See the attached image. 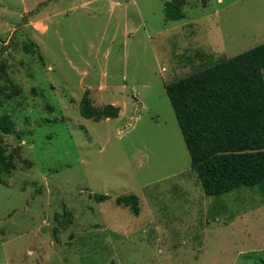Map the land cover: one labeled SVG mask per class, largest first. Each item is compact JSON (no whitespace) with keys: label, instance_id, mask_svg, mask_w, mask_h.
I'll return each instance as SVG.
<instances>
[{"label":"rangeland","instance_id":"374dc122","mask_svg":"<svg viewBox=\"0 0 264 264\" xmlns=\"http://www.w3.org/2000/svg\"><path fill=\"white\" fill-rule=\"evenodd\" d=\"M166 1L0 0V264H264L261 193H203L164 87L263 43L264 0Z\"/></svg>","mask_w":264,"mask_h":264},{"label":"trees","instance_id":"16d2710c","mask_svg":"<svg viewBox=\"0 0 264 264\" xmlns=\"http://www.w3.org/2000/svg\"><path fill=\"white\" fill-rule=\"evenodd\" d=\"M185 0H169L163 11L167 20L184 17ZM29 45H26V48ZM264 42L231 57L167 82L166 95L173 109L191 168L205 195L219 196L238 187H256L264 201ZM79 113L99 121L115 118L119 107L105 104L97 108L82 96ZM12 123L0 116V131ZM13 156L0 143V176L14 168ZM99 201L108 194H95ZM135 194H121L117 204L137 215Z\"/></svg>","mask_w":264,"mask_h":264}]
</instances>
